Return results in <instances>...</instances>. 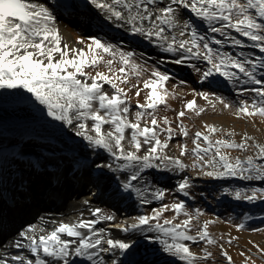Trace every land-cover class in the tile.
Returning a JSON list of instances; mask_svg holds the SVG:
<instances>
[{
    "label": "snow or ice",
    "instance_id": "snow-or-ice-1",
    "mask_svg": "<svg viewBox=\"0 0 264 264\" xmlns=\"http://www.w3.org/2000/svg\"><path fill=\"white\" fill-rule=\"evenodd\" d=\"M89 2L117 28L144 38L160 53L171 54L172 64H187L199 73L200 82H207L210 88L219 86L217 77L234 87L250 86L240 88L238 95L245 92L254 95L234 103L221 95L194 90V97L203 98L213 111L218 103L224 109H234L237 118L259 116L264 119V55H246L243 51L250 47L264 53V0ZM196 20L204 25L203 31L196 25ZM234 33L251 44L246 45ZM217 34L221 38H217ZM76 44L81 46L70 45L64 39L57 16L46 3L0 0V89L18 90L13 93L14 98L33 107L34 98L43 106L36 108L41 116L46 110L48 117L68 126L76 137L86 142V148L97 155L100 154L98 150H102L107 158L102 162L93 161L88 167L94 164L101 176L112 174L118 194L134 195L142 205L154 200L163 201L166 190L150 188L144 173L150 169L182 173L189 167L181 159L186 155L192 157L191 169L198 170L201 176L264 181V144L255 142L247 133L237 143L232 130L205 123L204 131L197 130L192 136L190 150L186 143H177L179 155L168 154L174 137H189L188 127L183 122L187 113L199 117L206 109L199 106L195 98L186 101L183 109L176 113L178 123L175 127L167 116H158L161 106L168 107L169 99L179 98L174 90L166 87L173 77L161 67L165 60L158 58L154 64H148L143 59L144 54L138 57L135 52L123 50L117 43L98 37L78 38ZM226 47L241 50L233 53L225 50ZM105 85L109 87L105 88ZM133 90L137 98L144 93V102L137 99L135 110L130 95ZM217 133H221L220 138L212 139ZM232 150H251L252 154L242 159L232 157ZM190 186V179L184 176L177 182L175 190L187 197ZM223 192L236 201H264V187L224 188ZM83 203L88 205L89 201ZM88 211L92 218H84L83 213L69 220L42 217L44 226L29 225L19 232L21 239L13 241L12 247L24 252L10 258L0 256V264H75L74 258L90 264H122L112 257L117 253L135 255V243L114 236L112 229L126 236L156 233L154 242L161 246L158 251L182 264H202L213 257L207 247L203 255H198L186 242L218 244L209 232L210 225L217 221L210 219L194 225L193 221L204 213L200 209L189 212L182 200L163 203L148 214L131 217V222L107 223L106 227L98 225L116 221L114 213L99 207ZM167 211L174 213L170 219L164 217ZM180 216L184 219L176 222ZM234 227L241 231L246 225L240 222ZM193 231L195 235L191 234ZM236 239L238 237L229 234L227 243L231 245ZM218 246L227 264H234L223 244ZM258 250L264 254V249ZM240 254L245 255L244 252ZM143 264H150L146 257ZM244 264L254 262L246 256Z\"/></svg>",
    "mask_w": 264,
    "mask_h": 264
},
{
    "label": "bare ground",
    "instance_id": "bare-ground-1",
    "mask_svg": "<svg viewBox=\"0 0 264 264\" xmlns=\"http://www.w3.org/2000/svg\"><path fill=\"white\" fill-rule=\"evenodd\" d=\"M39 2L46 3L54 11L60 32L70 45L81 46L76 44L75 32L70 28L72 24H77V28L88 34L90 38L107 35L111 42L117 43L123 50L132 49L135 53L138 51L148 52L147 58H160L166 62L173 59L171 54L160 53L158 48L144 38L133 36L125 32L123 28H117L103 12L91 5L89 0L74 1L73 5L81 8L74 14H69L66 11L69 8L64 7L65 4L63 6L53 0H39ZM147 58L145 57L146 60ZM16 91L18 90L0 89V210L4 214L3 227L6 231L3 234L0 233V256L9 258L13 254L24 252L22 249L12 247L14 240L21 239L18 235L19 232L26 230L29 225L44 226L42 217L69 220L75 219L80 213H83L84 218H92L88 209L101 208L100 204L92 198L93 193L97 192L96 186H99L108 175L112 176L110 173L100 175V178L96 174L91 175L92 177L86 175V169L83 166L87 164L88 167V164H92L93 161L102 162L107 158L106 154L102 150H98L99 155H92V150L85 147L81 138L76 137L74 132L61 122L56 121L54 124L51 117L46 115V110L43 118L29 117L26 119V114H19V110L33 108L28 114L36 115L39 113L36 111V107L42 109L43 106L36 103L34 98L35 107L15 99L13 93ZM24 95L30 96L28 93H24ZM59 133H63V135L60 136ZM53 134L56 137L52 136ZM26 158L41 160L43 165L36 168L28 167L25 175L19 178L18 166L25 163L23 160L26 161ZM92 167L95 168L94 164ZM150 170H146L144 173L145 182L149 183L150 188L153 186L160 188L163 181L171 178L170 174L166 172L160 174L155 172L156 174L151 175L149 174ZM31 178H35V182ZM112 179L113 184L116 185L113 176ZM108 186V189L112 188L110 184ZM92 190L93 192H91ZM172 193L174 190L166 194L167 196L165 195L163 202L166 199L167 201L173 199L170 197ZM109 195L121 203L124 200L126 204L135 201L136 211H139L138 215L144 214L141 209H146L145 206L140 204L134 195L130 198L127 194L119 195L113 191ZM85 200L89 201L88 205L83 203ZM39 203L43 206L39 212L41 215L34 217L31 211ZM125 207L129 208L130 206L126 205ZM133 208L132 206L131 209ZM131 209L125 211L121 216L123 221L131 222ZM107 223L119 222H106L98 227H106ZM112 233L119 238L131 239L135 243V255H131V262L126 261L127 254L121 256L117 253L112 257L122 264H133L137 260L136 258L145 259V257L160 261L162 264H182L178 259L158 251L161 246L154 242L156 233H136L126 236L115 229H112ZM145 236L153 239H145ZM186 243L189 244V242ZM74 259L75 264H90L81 258ZM105 259L107 260L109 257L105 256Z\"/></svg>",
    "mask_w": 264,
    "mask_h": 264
},
{
    "label": "rangeland",
    "instance_id": "rangeland-1",
    "mask_svg": "<svg viewBox=\"0 0 264 264\" xmlns=\"http://www.w3.org/2000/svg\"><path fill=\"white\" fill-rule=\"evenodd\" d=\"M196 25L200 26V21H195ZM75 32L76 39L78 38H86L91 39L90 36L82 31H80V28H77L76 24H73L70 27ZM200 30H204L203 28H199ZM237 35L238 34H235ZM101 40L109 39L106 35L99 36ZM217 38H221L217 34ZM240 39H243L245 41L246 45H250L251 42L247 41L246 38L239 37ZM130 51H133L132 49H129ZM225 50L232 51L233 53L240 51L241 49L236 48H230L226 47ZM245 51L246 55L248 54H254V55H264V53H260L259 49H252L250 47H246L243 49ZM137 56H141V52L136 53ZM147 58V55H144L143 59ZM157 59L155 58H147L148 64H154V62ZM171 65L168 63H164L161 65L162 69H167L169 74L173 71L179 72L176 70H173V68L170 67ZM201 67H205V65H201ZM103 70V69H101ZM257 75H260V72L257 73ZM178 77V76H177ZM173 77L172 80H170L166 87L170 90H174L176 95L179 97L178 99H169L168 100V107L165 108L164 106H161L158 112L159 117L167 116L169 120L173 122V127L176 126L178 121H176V113L183 109L184 103L188 100L196 99V102L199 106L204 107L206 111L201 114L199 117L194 115V113H187V115L183 118V122L185 125H187L189 130V137L184 138L183 136H176L173 138L170 150L168 151L169 155H179V150L177 149L176 145L177 143H186L188 149L190 150L193 147L192 144V136L197 130L204 131L203 125L205 123L216 125L217 127L224 129V130H232L235 135L234 139L237 143L240 142L241 137L243 134L247 133L248 135L252 136L255 140V142L264 144V119L260 118L259 116L256 117H243L237 118L234 114V109H224L222 105L218 104L216 105L215 111L212 110V108L209 106L208 102L205 101L203 98L200 97H194L193 91H207L210 93H213L214 95H219L216 92H212L209 88L207 83H203L201 85L196 86L192 85L191 82H187V77ZM177 78V82L175 81ZM184 81V84H181L179 82ZM199 84V83H198ZM108 85H105V88H108ZM147 90H145L146 92ZM132 95V105L133 110H135L134 106L136 104L137 99L141 103L144 102V93L141 94L139 98L134 96V90L133 93H130ZM254 95V94H253ZM252 95V96H253ZM223 98H225L226 101L229 103H234L237 101H233L230 98H227L226 95H221ZM250 99V97L248 98ZM40 107V106H39ZM37 108V107H36ZM41 108V107H40ZM33 110V108L29 109H21L18 111L19 114H26L25 118L29 117H35V118H43L40 113H37L36 115L28 114ZM54 124H56V121H53ZM59 135H63V133H59ZM52 136L56 137L55 134ZM221 133H217L215 136L212 137V139H218L220 138ZM249 143H252V141H249ZM18 144V143H17ZM85 145V142H84ZM19 146V145H18ZM82 146V144H80ZM92 155H97L96 152L91 151ZM252 151L249 150L248 152H242L239 150H232L230 152V155L232 157L239 156L242 159L247 156L251 155ZM181 159L184 161L186 165H189L188 168L185 169L182 173H171L170 179H168L165 183L162 184V188H167L170 191L174 190V193L170 195L173 199L170 201H167V199L159 203L157 201L155 204L150 205L146 208L145 212L146 214L150 213L152 208H158L163 203L171 204L173 202L177 201H184L186 208L189 212H195L196 209H200L204 215L200 216L198 220H194L193 224L198 226L199 224H202L205 220H216L217 222L210 225L209 232L210 234L217 239L218 244L216 246H208L205 245L204 242H199L198 244H193L192 242H189L190 248L194 253H197L198 255H203V250L205 247H207L208 251H211L213 253V257L207 261L202 262V264H227V261L223 259L220 255V248L219 244H223L224 248L228 251L229 255L232 256L234 264H244L245 257L250 256L251 261L254 262V264H264V254H262L259 249H264V201L257 200L253 203L244 202V201H236L232 196L225 195L223 192L224 188H229L230 190H234L236 188H248L251 189L252 187L261 188L264 187V181H242L236 178H228V179H212L208 177H204L198 174V170L191 169L190 165L192 163V157L189 155H186L184 157H181ZM33 160V159H32ZM29 161V164L22 163L18 166L17 174L24 175L25 171L28 167L36 168L35 164H39L40 166L43 165V161L41 160H33ZM35 162V163H34ZM39 166V167H40ZM149 174H156L154 173L155 170L151 169L149 171ZM156 172H161V170H156ZM15 174V175H17ZM157 176V175H156ZM187 176L190 179L191 186L187 189L189 192V198L185 197L182 193L176 191L177 182L182 177ZM34 180V178H31ZM169 191V192H170ZM73 192V191H71ZM167 192L166 194H168ZM102 196V194H100ZM167 196V195H166ZM102 198L99 197V200ZM211 200L213 202V205H208L207 202ZM217 200H223L224 202H229L228 207H224L223 205L219 204ZM215 201H217L215 203ZM223 202V203H224ZM215 203V204H214ZM218 203V204H217ZM105 203H101V206L104 207ZM131 204H135L134 202H131ZM261 205V206H260ZM240 208V211L238 212L236 207ZM260 206V207H259ZM105 212L107 211V208H104ZM39 210L41 208H38L33 211L34 217H39L41 214H39ZM115 214L116 212L113 211ZM134 210H131V216L135 217L138 215V213H133ZM174 215L172 211H167L164 213L165 218H171ZM117 219L115 222L123 223L124 221L121 218V215H116ZM242 217H246V219H242ZM180 219H184L183 216H180L176 222H179ZM243 222L245 223L246 227L244 230L237 231L234 227V224ZM106 224V223H105ZM259 229L260 231H257ZM191 234L195 235V231H193ZM229 234L231 237H238V239L233 240V243L229 245L227 243V240L229 238ZM223 237V239H220ZM254 245L258 246L255 247ZM244 252L245 255L242 256L240 253ZM151 264V263H150Z\"/></svg>",
    "mask_w": 264,
    "mask_h": 264
},
{
    "label": "flooded vegetation",
    "instance_id": "flooded-vegetation-1",
    "mask_svg": "<svg viewBox=\"0 0 264 264\" xmlns=\"http://www.w3.org/2000/svg\"><path fill=\"white\" fill-rule=\"evenodd\" d=\"M220 85H221V83L219 82V86H220ZM219 86H218V87H219ZM216 88H217V87H216Z\"/></svg>",
    "mask_w": 264,
    "mask_h": 264
}]
</instances>
